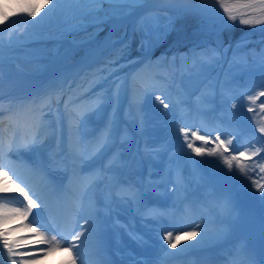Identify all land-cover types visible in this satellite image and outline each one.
<instances>
[{
    "label": "rangeland",
    "instance_id": "1",
    "mask_svg": "<svg viewBox=\"0 0 264 264\" xmlns=\"http://www.w3.org/2000/svg\"><path fill=\"white\" fill-rule=\"evenodd\" d=\"M79 1L80 0H63V2L57 7V9L46 17L45 13L48 12L50 7L43 10H37L38 14L34 18V21H32V18H29L24 14V9L29 4L35 5L36 0H17V2L12 3V7H10L9 10L4 9L2 11L3 18L5 15L9 18L7 20V23L2 22L3 18L2 21H0V28L4 29L2 35H0V39H2L3 41L2 46L7 45V40L9 37L15 35V33H21L25 29L28 31H40L56 29L67 25L72 26V29L69 34L65 37V39L61 40V49L59 50L60 57L56 60L53 59L51 61L49 60L50 58H48V60L44 59V66H46L47 71L50 72L53 69L62 68L67 63H71L69 61L80 60L77 58V56H79L80 51L85 52L83 55H81L82 58L85 57V54H87L93 48L91 42H99L100 44L111 36H114V39L108 46L109 50L115 49L119 42L130 38V35H134L135 37L138 36V39L141 40L140 42L143 44V46H141L142 52L146 53L145 44L149 43L150 52H154L153 55L161 56L160 53L162 52H158L157 49L159 47L162 48L163 46H165V43L168 41H160V39L163 37V34H167V37H171V30L173 28H176L180 22L182 26L185 23H188L189 26L185 29V34H183L182 37H186L187 39H195L199 35L197 33L202 34L203 32L207 31L206 37L208 40L206 43L214 44L212 42L214 41L221 47L223 46L224 42L227 41V43L232 46L230 47L231 49L228 47V50H226L221 56L222 61L219 66V69L213 71L210 67L208 68L207 73L202 74L203 78L208 81L206 82L208 84H203L200 87L199 83V85L196 87L198 88L197 92L193 94L196 96L197 106H201L203 104V107L208 102L215 101L214 99L217 98L218 104L221 108L224 107L223 105L225 104H227L226 106L229 107L230 112H228L227 110L226 116L224 115V118L227 120V124H229V126L232 128V131L229 133L228 129L222 128L221 131H218L221 135V138L224 139L226 135L235 136L236 138L233 140V144L230 146L231 149H233L232 146L236 147V144L238 145L240 135L237 136L238 132L234 131L235 125L232 124H236L238 128L240 125L241 128H244L246 130H252L254 129L256 119L258 121L260 119V116H264V113H259L258 108L257 113H259V115H257V113L252 112L247 113L246 108L248 107L246 96L255 94L257 91L264 90L260 87L261 82L264 81V65H260V67L256 68H253L252 66L253 58L257 55L258 50L255 49L252 45H249L247 39H244L245 41L239 40L237 41L238 43H235L231 40V32L234 31L235 28H238V26H242L243 24H240L239 22H235L233 24V22L229 21L228 23L230 26L223 27L222 22L226 19V17L223 15V11H215V4H213L214 1L207 0L202 6H196L194 4H189L187 2L181 1H165L158 6H155L156 9L154 10L156 12L158 9L168 7L167 9H165L167 10V12L164 13L162 11L163 18L161 15L157 24L153 23V25H151L150 23V26L152 27L149 30L143 29V25L141 23L145 20L140 21L142 19L139 17L140 14H135V18L131 20L127 28L124 27L116 30L115 22L117 14L126 11L128 6H131V4H128L127 7H124L123 4L114 2L112 3L113 5L110 6L109 10L104 13L103 17H100V15L98 14L96 15V13H91V16L87 17L86 14H88V12H90L96 5L90 6L88 2L91 0H84L82 4ZM104 1H108L111 3V0ZM124 4L126 5V3ZM197 11H200V13H198ZM202 13H206L208 14L207 17H212L214 19L211 21V26L208 28H206L207 26L202 25V22H204V19L206 18L205 17L203 19L205 15H203ZM193 14L196 17L193 18ZM42 17H44V19H41ZM9 25H11V28L9 27ZM249 29L250 28H247L241 31L244 32L243 36H254L249 31ZM146 31H148L147 34ZM94 33L96 35L92 37V39L81 42L78 41L81 38H84ZM119 36H121V39ZM56 45V42H50L45 45V48L44 46L39 47V50H55ZM262 48L264 49V45ZM134 51L138 52L137 49H135ZM215 54L216 56L219 55L217 52ZM74 55H76V57ZM188 58H190L192 62L200 61V59L196 60V55L193 54L190 55ZM262 60L264 59L260 58L259 62ZM262 63L264 64V61H262ZM114 66L113 63H111V65L108 66V69L111 68V73L113 72L112 75L115 76V78H117V80L119 81V71L115 72L118 67H116L117 65ZM206 68L207 65L204 69ZM81 69L82 68H79L76 71V76H80V78H88L90 72H84V70ZM204 69L201 67L200 73ZM202 75L200 74L199 76L201 77ZM240 75L246 76V91H244V89L242 88H235L234 90H231V86L233 84L241 86L244 84V82L240 83L237 80H234V78ZM111 76L109 75V77ZM95 78H97L96 81L97 83H99L101 80L100 77L96 76ZM14 81L15 79L12 80L13 84L15 83ZM58 83L59 80L56 76V78L49 83V86L51 88L53 87L54 90H58V88H60V85ZM9 84H11V82ZM1 87H3V81L0 80V88ZM120 91L121 93H123L122 88H120ZM100 92L101 90H99L96 95H100ZM111 93L114 96L119 95L118 91L114 92V90H110L109 94ZM219 94L223 96L224 102L221 99V96H219ZM157 96H161L166 102V99L168 98L166 97L167 90H163L161 91V93L155 91L153 92L151 90L146 96H142V99L137 102V108L135 109V112H139L142 116L143 124L145 125V132L147 133L151 129L150 127H148L149 123L151 126V122L154 120V117L150 116L148 112L149 106L155 104L156 107H152L150 110L151 115H154V111L152 110L155 108L157 109L159 107V104L162 105L156 99ZM233 103L236 104V108H232ZM260 103H264V98H260V100L257 101V105H259ZM244 111H246L247 116L245 119H241L242 113ZM254 116L256 117V119H253ZM167 122L168 125L163 120L161 122V128H159L160 131H162L159 136H162L161 139H167V141L162 143L163 146L158 145L155 148V154H159V151L164 153L170 152L175 158L173 167L172 164L170 166L172 167V169L174 168L173 174L176 175L179 179L178 184L182 189L178 192L176 191V193L173 190L174 193L172 192V194L174 195V197L179 194L184 195L186 193L190 194L193 192L196 195L195 197L201 198L203 197V194L200 191L202 180H205L207 183H211L216 176H219L216 179H219L222 183L224 182V178L236 179L237 182L235 184L233 182L232 183L235 188L240 189L239 191L243 195V181L240 180L242 174L238 172L237 168L233 167L232 170L229 171L226 165H224L223 162L219 159V157L215 156H195L194 154H192L193 159H189L190 150L187 149L183 140V136L180 132V128L189 127V125L186 124L187 122H185L182 117H175L172 122L170 121V119ZM197 124L198 122L194 123V126L196 125L195 127H197ZM201 131L202 130L200 128V133ZM216 133L208 134L207 131L205 133L202 132V135L205 134L214 137ZM257 133L260 135L262 134L258 131ZM247 143L250 145H254V147H264V140L256 142L251 140ZM196 144L197 146H200L197 142ZM211 146L212 145H209V147ZM167 160L170 161L171 157L168 156ZM193 161H202V163L197 164ZM222 175H224V177H222ZM221 186H223V184ZM250 187L251 190L254 191L250 194L252 196H255L258 205H264V194L258 192L254 186L250 185ZM196 188H199V190H196ZM222 188L226 189L225 187ZM184 191H186V193ZM193 193L190 195L193 196ZM172 194L169 196V199L173 197ZM242 197L244 200L243 209L246 213L244 225L245 227L251 229L253 227H256L258 225V222L253 220L252 217V211L250 209L252 202L250 201V195L246 193ZM215 232L216 231H211L208 229L202 231L201 233L214 234ZM259 232L264 233V227L259 228ZM262 236L263 235H261L260 238Z\"/></svg>",
    "mask_w": 264,
    "mask_h": 264
},
{
    "label": "snow or ice",
    "instance_id": "2",
    "mask_svg": "<svg viewBox=\"0 0 264 264\" xmlns=\"http://www.w3.org/2000/svg\"><path fill=\"white\" fill-rule=\"evenodd\" d=\"M63 2V0H46L45 7H48L49 4L52 6L49 8L48 12L45 13V17L53 13L57 7ZM114 2L118 3H126L135 5L140 2V0H114ZM214 2L223 9V15L226 17L223 20V27H229V21L239 22L243 25H257V24H264V0H234V2H229V0H214ZM24 14L32 18L37 16L38 12L35 5L29 4L24 9ZM9 18L5 15L3 18V23H7ZM41 19H44L42 17ZM31 22V21H30ZM38 23V22H37ZM11 28V25H9ZM4 31L3 28H0V35ZM2 39H0V46H2ZM260 87L264 89V81L261 82ZM261 97H264V90L257 91L255 94L247 95V111L252 113H257V108L259 109V113H264V103H260L257 105V101L260 100ZM156 99L163 105L164 108H168L169 104L165 102V100L161 96H157ZM41 104L43 106H48L49 109L51 107V100L42 101ZM232 108H236V104H232ZM257 113V115H259ZM253 119H256L254 116ZM18 125H13V127H17ZM41 125L34 124V128H38ZM257 131L259 133L264 134V116H260V119L257 121ZM180 132L183 136L184 143L187 149L190 150L189 159H193V155L195 156H215L219 157V159L226 165L229 171L232 170L233 167L237 168L238 172L247 176L248 179L252 180V186L256 188L258 192L264 194V177H260L257 179H253L251 176H248L249 171H256V168H259L260 173H264V157L261 158V161H255L254 158L260 156L261 152H264V147H254V145L246 146L243 150H232L231 145L233 144V140L236 138L233 135H226L224 139L221 138L219 132L216 133L214 137L208 135H201L200 128L197 127L195 130L189 127H182L180 128ZM110 139V133L103 136L99 142V146L102 148ZM201 142L200 146H197L196 142ZM42 141L39 138V134H32L30 132L22 133L20 138L17 139L16 132L13 131L7 140L0 136V160L4 159L5 156L9 157V165L0 164V170L5 167H10L12 164L11 155L18 154L21 150H28L34 146H39ZM212 145L209 147V145ZM227 153V154H226ZM17 159L19 157L17 156ZM253 162L255 167H249L248 163L246 162ZM194 163H202V161H193ZM3 176L8 180H11V177L8 176L7 171L2 172ZM19 178V177H18ZM102 178L100 173L96 174V179ZM95 183L96 180L94 179L91 181ZM13 183H15L13 181ZM21 183L25 184V187H20L19 185L16 186V191L22 197V200L19 201L21 206H9L7 203L2 201L8 199H19V198H9V197H2L0 196V264H3V254L4 251H7V257L10 261V264H30V261L24 259L25 256L28 255L26 252L17 251L20 247H29L31 251H39L42 252L44 255L51 254L54 251L64 250L68 252H72L75 250L76 256H81V240L82 238L86 242L88 237L85 236V232H88L91 235L92 231L95 229V222L89 221L85 219V224L88 225V228H84L81 231H74L70 236H65L62 232H60L57 228V234L51 235L50 238H46L44 240L39 241V243H44L47 245L44 249H34L32 246L29 245H21V243L17 241H13L10 238V233L18 231V229H8L5 227L10 221L15 219H24L27 220L29 215L32 213V210L44 206L47 207L46 204L37 203V199L40 197L37 195L35 189L27 184L25 181H21ZM25 188H28V191H25ZM9 189L7 187L0 186V192H8ZM125 198L134 200L138 199L141 195L139 191H137L132 186H127L126 188L122 189ZM36 197L34 199L33 197ZM159 215H163V213H159ZM51 221L53 226H56V221L54 217H51ZM37 218L34 217L32 222L28 225H21L20 227H28L32 233L36 236H46L47 229L45 231H40L39 227H33V224H37ZM40 227H43L42 225ZM200 224H194L193 228H200ZM206 230V229H205ZM187 234L190 237H194L197 235L195 230L191 232H183V231H166L161 239L166 242L167 247L175 249L177 247L178 242H180L181 235ZM61 236L63 240L69 241V244L66 248L62 249V242L57 237ZM183 251V249H182ZM19 256L21 259L18 261L15 257ZM39 257L33 256V259ZM72 264H76V260L72 261Z\"/></svg>",
    "mask_w": 264,
    "mask_h": 264
},
{
    "label": "bare ground",
    "instance_id": "3",
    "mask_svg": "<svg viewBox=\"0 0 264 264\" xmlns=\"http://www.w3.org/2000/svg\"><path fill=\"white\" fill-rule=\"evenodd\" d=\"M17 2V0H0V21H2V14L3 10L7 9L9 10L10 7H12V3ZM169 0H140V3L142 7H150L154 5L155 3H162ZM171 1H181V2H203L207 0H171ZM46 0H36L35 7L37 10H43L46 8L51 7L52 5L49 4L48 7H45ZM154 16L149 13L148 21H153ZM72 26L67 25L56 29H49V30H38V31H28L24 30L21 33H15V35L11 36L7 40V45L0 46V79L4 80L5 78L8 79L10 77H14L15 75H20L21 79L24 81L25 84L21 91L32 85V82L30 79L33 80L37 78H41L42 82H45V79L48 80L50 78H54L58 75V69L56 70L55 74L53 72H47L45 65V60L50 58L49 60L57 59L60 57L59 55V49L56 47V49L52 50H46V51H40L39 47L44 46L49 41H55L57 43V46H60L61 40L65 39V37L69 34L71 31ZM91 38V36L81 38L79 41L87 40ZM37 47V48H36ZM64 69V68H62ZM26 76L29 78V81H26ZM8 81V80H7ZM10 82V81H8ZM135 84V83H132ZM29 85V86H28ZM15 91V90H14ZM0 96H5V93H0ZM33 118L31 117L30 120L27 118H23L22 116L18 117H12L13 123H22V124H29ZM9 122V120H8ZM8 128L3 129L2 132L7 131ZM15 131L17 134V130L10 129L9 135ZM232 131V128H228V132L230 133ZM114 138V136H113ZM44 145L39 146V148H43ZM101 175L103 174L100 173ZM112 176L111 171H108V179H110ZM14 184L5 178L2 173H0V186L7 187L9 189L8 192H0V195L2 197H9V198H22L18 192H16L12 196H8L11 194L13 189L15 187ZM17 200V199H14ZM4 203H7L9 206H14L13 203L8 201H2ZM31 222L26 221L22 218L15 219L10 221L7 225H5L8 229L16 228L18 231L11 232L10 238L13 241H19L21 245H29L32 246L34 249H44L47 247L44 243H39V241L44 240L46 238H49V234L46 233V236H36L34 233L30 231L28 227L21 228L20 226L28 225ZM35 227L34 225H32ZM202 238L200 235H196L194 237H190L187 234L181 235L179 247L177 249L178 252H181L191 248L196 247L200 245V241ZM196 245V246H195ZM181 246H185V248H181ZM17 251L20 252H26L28 253L27 256L24 257V259L30 261V264H69L68 260L66 259V254L63 250L54 251L51 254L44 255L42 252L39 251H31L29 247H20L17 249ZM39 253V255H36V253ZM28 256H32L29 258ZM33 256L39 257L36 259H33ZM3 264H10V261L7 257V251H4L3 254ZM17 259V257H15Z\"/></svg>",
    "mask_w": 264,
    "mask_h": 264
}]
</instances>
